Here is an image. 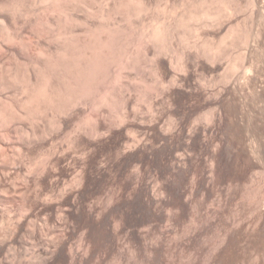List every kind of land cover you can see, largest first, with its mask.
Masks as SVG:
<instances>
[{
    "label": "rangeland",
    "instance_id": "374dc122",
    "mask_svg": "<svg viewBox=\"0 0 264 264\" xmlns=\"http://www.w3.org/2000/svg\"><path fill=\"white\" fill-rule=\"evenodd\" d=\"M117 1L125 5V0ZM144 1H134L137 3L130 9L132 18L128 10L125 12L124 5L121 7L124 11L120 10L122 14L117 24L121 29L111 39L107 38L110 45L111 41L115 43L109 52L96 55L98 61L95 55L92 58L91 54H86L83 58L85 55L80 54L79 58L76 51L67 55L58 48L65 43L72 47L78 40L89 41V35L85 36L87 39L84 37V27H94L95 22L96 25L107 24L106 17L85 21V14L77 8L76 19L68 20L64 14L55 12L54 16L49 14L48 20L52 21L48 23L44 14L37 13L43 17L36 14L34 21L38 18L42 21L37 23L35 31L41 37L40 45L47 48L36 54L38 63L32 65L31 53L25 50L21 59L19 57L22 64L16 66L17 61L9 54L7 57L11 59L7 62L11 60L9 64L13 65L8 66L9 71L5 66V73L0 69V235L5 236L10 227L17 231L20 243L14 251L6 250L11 251L10 255L1 253L10 256V260L6 258L9 262L13 252L22 253L23 262L24 259L27 262L31 255L48 248L57 255L55 262L53 259L47 264H57V256L61 257L60 245L69 242L77 247L80 236L93 241L101 250L108 249L107 258L114 261L120 255L113 247L116 237L112 233V222L118 220L133 231L150 227V237L154 239L161 230L172 228L175 233L168 230L169 236L163 239H169L170 243L162 241L163 245L177 243L175 239L182 242L183 233L185 236L186 232L199 230L193 235L198 241L193 239L188 250L170 251L169 256L174 254V259L189 258L195 251V255L206 254L208 246L220 241L226 229L232 226L231 239L240 247L245 248L243 245L259 239L264 241V216L259 222L256 213L258 209L264 215V0H214V4L213 0L210 3V0ZM31 2L21 1L24 13L30 10ZM109 2L111 4L110 0L101 4L100 0L99 3L106 7ZM230 3L234 9L227 13L225 8ZM138 5L143 12L137 9ZM203 7L214 14L216 21L214 18L212 23L205 22L200 18ZM160 28L164 36L156 40V35L152 34ZM108 54H112L111 57ZM211 163L214 170L210 168ZM146 186L156 196L147 203ZM111 192L118 195V203L111 209L116 211H109L105 218L86 217L83 209L101 201L98 205L104 206ZM177 209L181 211L178 213L182 217L178 216L183 219L182 223L177 222L180 219L175 216ZM170 212L178 219L177 223ZM19 213L25 219L18 218ZM167 219H173L176 225L169 220L166 222ZM32 230L42 246L36 243L34 246V239H30ZM170 237L175 238L172 243ZM190 246H195V250ZM240 247L233 253L227 251L226 255L233 259L244 257L247 253ZM0 259L5 262L2 255ZM44 259L39 260L44 263Z\"/></svg>",
    "mask_w": 264,
    "mask_h": 264
},
{
    "label": "bare ground",
    "instance_id": "6f19581e",
    "mask_svg": "<svg viewBox=\"0 0 264 264\" xmlns=\"http://www.w3.org/2000/svg\"><path fill=\"white\" fill-rule=\"evenodd\" d=\"M21 1L22 0H0V69L1 70H3V73H5L4 72V70L6 69L5 68V66L7 67V69H8V66L10 65L9 63L11 62V60H9L10 62L8 63L7 61V59H9L10 57H7V56H9V54H10V56H12L13 58H14V61H17V64H16V62H15V64H16V66L18 65V64H22V62L20 61V59H21V55L25 52V50H27V51H29L31 54V59H33V62H32V60H31V62L30 63H32V65H36V63H38V61H37V59H38V56H36V54H38V53H41L42 51V49L45 47V46H42V45H40V41H39V39L41 38V37H39L36 33V31H35V29H37L36 28V25H38L39 24V21L41 20H39V18H42L43 16L44 17H46L47 19V21H48V23L49 22H51L52 20L50 19V21L48 20V17H50V15H53V14H56L57 12H60L61 14H64L65 15V17H66V19H73V18H75L74 17V13H76L75 11H77V8H79L80 9V13H83V15L85 14V21L86 20H91L90 18H92V19H96L95 17H100L101 19L103 18L104 19V17H106V19H108L109 21V23H107V24H98V25H96V23L97 22H95V26L94 27H88V25L87 24H85L84 22V20L82 21L85 25H87V27H84V28H86L85 30L83 29V32L86 34H84L83 32L81 33V34H84V37L85 36H87V35H89V38H88V40L89 41H83V40H78V42H73V46L71 47V45L69 46V45H67L66 43L65 44H61V43H59V44H61V46L59 45V44H57V45H59V48H58V50H59V52H61V53H63V54H67L68 55V53L69 52H72L73 51V53H75V51L76 52H78L79 53V58H81V57H83V55H85L83 58H85L86 57V54H91V57L93 56V55H99V53H107V52H109L110 51V48H111V50H112V47H110V46H112V43H113V45H114V43H115V41L113 42V41H111V45H110V43H108L106 40H107V38H109V39H111V36H114L116 33L115 32H117V30H119V29H121V28H119L118 29V26H117V24H118V21H119V19H118V17L122 14V10L124 11V8L123 9H121V7L124 5V4H122L121 2H118L117 0H110L111 1V4H110V2L108 3V5L106 4V7H104L105 6V4H104V6L102 7L101 6V4H102V2L103 1H106V0H101V4L99 3L100 2V0H95L94 2H93V0L92 1H90V0H69V1H67V0H32V2H31V5H29L30 7V10H26L27 12L26 13H24V10L22 9V5H21ZM24 1V0H23ZM122 1H124V0H122ZM134 1H136V0H125L124 2H125V5H124V7H125V12H126V10H128L129 11V14H130V9H132L133 10V6L135 5L134 3H137V2H134ZM144 1V0H143ZM208 1V0H207ZM123 2V3H124ZM139 2H140V0H139ZM139 2H138V4H139ZM142 2V1H141ZM145 2V1H144ZM211 2V0L209 1V3ZM213 2V4H214V0L212 1ZM23 3V2H22ZM106 3V2H105ZM119 3H121L120 5H119ZM204 3H206V2H204ZM209 3H208V5H209ZM98 4H100V6L101 7H98V8H100L99 10H97L96 11V6H99ZM212 4V5H213ZM229 4V3H228ZM227 4V5H228ZM231 4V3H230ZM233 4V3H232ZM232 4L230 5V6H226L227 8H225L226 9V11H227V13H228V11H230V13H231V10H233V9H231V6H232ZM133 5V6H132ZM207 5V4H206ZM205 5V6H206ZM26 6V5H25ZM141 6H143V4L141 5ZM144 6H145V4H144ZM211 6V5H210ZM27 7V6H26ZM136 7V6H135ZM138 8V10H140V11H142L141 9H139L140 8V6L138 5L137 6ZM224 7V6H223ZM24 8V7H23ZM205 8L203 7V10H204ZM209 9V8H208ZM224 9V10H225ZM237 9V8H236ZM121 10V11H120ZM136 10V9H135ZM146 10H147V8H146ZM201 11V10H200ZM235 11V10H234ZM56 12V13H55ZM79 12V11H78ZM121 12V13H120ZM135 12V11H134ZM137 12V11H136ZM143 12V11H142ZM147 12V11H146ZM225 12V11H224ZM37 13H42V14H44L42 17H40L41 15H39V14H37ZM59 13V14H60ZM199 13V12H198ZM226 13V14H227ZM39 15L37 18H38V20L36 19L35 21H34V19H35V17L37 16V15ZM46 14V15H45ZM47 14H48V16H47ZM50 14V15H49ZM59 14H57V15H59ZM77 14V13H76ZM79 14V13H78ZM123 14H125V13H123ZM128 14V13H127ZM138 15H139V13H137ZM142 14V13H141ZM188 14V13H187ZM200 14H201V12H200ZM82 15V16H83ZM191 15V14H190ZM189 15V16H190ZM194 15V14H193ZM192 15V16H193ZM54 16V15H53ZM61 16V15H60ZM63 16V15H62ZM124 16V15H123ZM132 15L130 14V18H132L131 17ZM133 16H134V14H133ZM195 16V15H194ZM197 16V15H196ZM200 16V15H199ZM198 16V17H199ZM64 17V18H65ZM121 17V16H120ZM119 17V18H120ZM126 17V16H125ZM184 17V16H183ZM185 17H186V14H185ZM184 17V18H185ZM216 17H219V16H216ZM54 17H52V19H53ZM61 18H63V17H61ZM79 19H80V17H78ZM176 18V17H175ZM184 18L183 19H181L182 21H184ZM202 20H205V22H210L212 19H214L215 18V16H214V14L210 11V10H204L203 12H202V14H201V17H200ZM23 19L25 20V22L23 23V22H21V20L23 21ZM60 19V18H59ZM76 19V18H75ZM83 19V18H82ZM118 19V20H117ZM179 19V20H180ZM188 19V18H187ZM192 19V18H191ZM194 19H195V17H194ZM193 19V20H194ZM61 20V19H60ZM179 20H177V21H179ZM196 20H199V19H196ZM195 20V21H196ZM42 21V20H41ZM46 21V22H47ZM62 21V20H61ZM105 21H107V20H105ZM171 21V20H170ZM174 21V20H173ZM187 21H189V20H187ZM213 21V20H212ZM212 21H211V23H212ZM214 21H216V18H215V20ZM69 22V21H68ZM75 22V21H74ZM77 22H79V21H77ZM88 22V21H87ZM101 22V21H100ZM38 23V24H37ZM41 23V22H40ZM65 23V22H64ZM67 23V22H66ZM81 23V22H80ZM83 23H81L82 24V26H83ZM102 23V22H101ZM167 23V22H166ZM165 23V24H166ZM171 23H172V21H171ZM183 23V22H182ZM181 23V24H182ZM198 23V22H197ZM44 24H46V23H44ZM69 24V23H68ZM67 24V26H70V25H68ZM94 24V23H93ZM180 24V25H181ZM200 24V23H199ZM213 24H215L214 22H213ZM212 24V25H213ZM28 25H29V27H28ZM169 25V24H168ZM178 25V24H177ZM211 25V24H210ZM27 26V28L25 29V27ZM45 26V25H44ZM47 26V25H46ZM90 26V25H89ZM121 26V25H120ZM172 26V25H171ZM182 26V25H181ZM38 27V26H37ZM173 27V26H172ZM200 27V26H199ZM202 27V26H201ZM62 28H63V26H62ZM164 28H165V26H164ZM176 28H177V26H176ZM203 28V27H202ZM27 29L29 30V31H27ZM64 29V28H63ZM62 29V30H63ZM162 29H163V27H162ZM161 28L158 30V32L156 33L155 32V30H154V33L152 34L153 35V37L156 35V37H155V39L157 40L158 39V36H164L163 35V33H162V30ZM170 29V28H169ZM232 29H234V28H232ZM74 30V29H73ZM82 30V29H81ZM144 31H145V28L143 29ZM156 30V31H157ZM173 30H175V29H173ZM25 31H27V32H25ZM168 30H166V32H167ZM231 31V30H230ZM230 31H229V33H230ZM232 31H234V30H232ZM60 32H62V31H60ZM65 32V31H64ZM68 32V31H67ZM146 32V31H145ZM144 32V33H145ZM172 32V31H171ZM174 32V31H173ZM63 33V32H62ZM66 33V32H65ZM72 33V32H71ZM143 33V34H144ZM147 33H149V32H147ZM168 33V32H167ZM233 33V32H232ZM59 34V33H58ZM74 34V33H73ZM114 34V35H113ZM142 34V35H143ZM155 34V35H154ZM160 34H162V35H160ZM165 34V33H164ZM60 35V34H59ZM58 35V36H59ZM64 34H62L61 36H63ZM76 35H79V34H76ZM119 35V34H118ZM148 35V34H147ZM151 35V36H152ZM232 35H234V34H232ZM57 36V37H58ZM66 36V35H65ZM68 36H69V33H68ZM75 36V35H74ZM73 36V37H74ZM144 36V35H143ZM142 36V37H143ZM167 36V35H166ZM165 36V37H166ZM170 36V35H169ZM169 36H167V37H169ZM43 37H45V36H43ZM79 37V36H78ZM88 37V36H87ZM146 37H148V36H146ZM163 38V40L164 39H167V38ZM70 38V37H69ZM76 38V37H75ZM80 38H81V36H80ZM86 38V37H85ZM116 38H118L117 36H116ZM120 38V37H119ZM143 38H145V37H143ZM150 39H151V37H149ZM162 38V37H161ZM161 38H159L160 39V41H162V39ZM172 38H174V37H172ZM201 37H199V39H200ZM228 38V37H227ZM231 38V37H230ZM48 39V38H47ZM61 38H59V40H60ZM66 39H67V37H66ZM71 39H72V37H71ZM70 39V40H71ZM82 39V38H81ZM87 39V38H86ZM115 39V38H114ZM113 39V40H114ZM142 39V38H141ZM169 39V38H168ZM43 40V39H42ZM65 40V39H64ZM74 40V39H73ZM144 40V39H143ZM142 40V41H143ZM146 40L148 41L149 39L148 38H146ZM146 40H144L143 41V43L146 41ZM230 40V39H229ZM232 40V39H231ZM68 41V40H67ZM76 41V40H75ZM155 41V40H154ZM159 41V40H158ZM165 41V40H164ZM60 42V41H59ZM63 43H64V41H62ZM66 42V41H65ZM71 42V41H70ZM166 42H168V41H166ZM232 42V41H231ZM68 43V42H67ZM76 43V44H75ZM75 44V45H74ZM142 43H141V41H140V45H141ZM144 44H146L147 45V42L146 43H144ZM143 44V45H144ZM232 44V43H231ZM128 45V44H127ZM140 45H138V46H140ZM142 45V46H143ZM197 45V44H196ZM116 46V45H115ZM141 46V47H142ZM117 47V46H116ZM116 47L114 48V49H116ZM148 46H146V47H144V48H147ZM195 47V46H194ZM126 48V47H125ZM143 48V47H142ZM197 48V47H196ZM45 49V48H44ZM47 49V48H46ZM45 49V50H46ZM57 49V48H56ZM129 49V48H128ZM209 49V48H208ZM213 49V48H212ZM126 50V49H125ZM206 50V49H205ZM215 50V49H214ZM41 51V52H40ZM129 51H130V49H129ZM128 51V52H129ZM212 51V50H211ZM114 52V50L112 51V52H110V53H113ZM125 52H127V51H125ZM204 52V51H203ZM214 52V51H213ZM208 53V52H207ZM215 53V52H214ZM72 54V53H71ZM82 56H81V55ZM211 54V53H210ZM28 55V54H27ZM39 55H41V54H39ZM76 55V54H75ZM109 55V54H108ZM111 55L112 54H110L109 55V57H111ZM126 55H128V54H126ZM25 56V55H24ZM63 56V55H62ZM81 56V57H80ZM105 56H106V54H105ZM19 57H20V59H19ZM30 57V56H29ZM66 57V56H65ZM71 57V56H70ZM69 57V58H70ZM99 57V56H98ZM106 57H108V56H106ZM216 57V56H215ZM214 57V58H215ZM40 58V57H39ZM74 58V57H73ZM73 58H72V60H73ZM77 58H78V55H77ZM78 58V59H79ZM82 58V59H83ZM89 58V57H88ZM93 58V57H92ZM100 58V57H99ZM213 58V57H212ZM11 59V58H10ZM78 59H76L75 61H77ZM95 59V58H94ZM103 59V58H102ZM129 59V58H128ZM128 59H127V61H128ZM5 60H6V62H5ZM87 60V59H86ZM92 60V59H91ZM96 60L98 61V59H97V56H96ZM108 60V59H107ZM245 60V59H244ZM40 61V60H39ZM63 61H64V58H63ZM68 61H69V59H68ZM67 61V62H68ZM74 61V62H75ZM81 62L83 61V60H80ZM101 61V60H100ZM125 61H126V59H125ZM50 62V61H49ZM72 62V61H71ZM78 62V61H77ZM85 62V61H84ZM87 62H89V61H87ZM86 62V63H87ZM102 62H104V61H102ZM12 63H14V62H12ZM29 63V64H30ZM34 63V64H33ZM60 63H61V61H60ZM59 63V64H60ZM64 63H65V61H64ZM83 63V62H82ZM81 63V64H82ZM245 63V62H244ZM24 64V63H23ZM50 64V63H49ZM58 64V65H59ZM72 64V63H71ZM75 64V63H74ZM80 64V63H79ZM89 64V63H88ZM92 64H96V62H93ZM97 64L99 65V63L97 62ZM96 64V66H98ZM243 64V63H242ZM11 65H13V64H11ZM11 65L9 66L10 68H11ZM31 65V66H32ZM40 65V64H39ZM57 65V66H58ZM62 65V64H61ZM60 65V66H61ZM73 65V64H72ZM83 65V64H82ZM94 65H93V68H94ZM126 65H127V63H126ZM244 65V64H243ZM19 66V65H18ZM37 66H38V64H37ZM74 66V65H73ZM73 66H71V67H73ZM76 67V69L78 68V65L76 64L75 65ZM85 66H87V65H85ZM95 66V67H96ZM101 65H99V67H100ZM12 67H14V66H12ZM65 67V66H64ZM68 67H70V66H68ZM92 66H90V68H91ZM235 68H236V66H234ZM242 67H244V66H242ZM241 67V69H243ZM3 68H5V69H3ZM15 68V67H14ZM17 68V67H16ZM33 68V67H32ZM234 68V69H235ZM248 68V67H247ZM19 69H21V68H19ZM18 69V70H19ZM80 69V68H79ZM83 67H82V71H83ZM85 69H87V68H85ZM99 69H101V68H99ZM239 69V68H238ZM10 69H8V71H9ZM35 70V69H34ZM93 70H95V69H93ZM92 70V71H93ZM97 70H98V68H97ZM97 70L95 71V72H97ZM37 71V70H36ZM81 71V70H80ZM235 71H237V69L235 70ZM17 72V71H16ZM20 72V71H19ZM35 72V71H34ZM86 72V71H85ZM94 72V71H93ZM36 73V72H35ZM97 73H99V72H97ZM238 73H240V72H238ZM242 73V72H241ZM245 73H246V69H245ZM0 74H2V73H0ZM83 74V73H82ZM17 75V74H16ZM22 75V74H21ZM80 75V74H79ZM244 75V74H243ZM1 76V75H0ZM14 77H16V76H14ZM22 77V76H21ZM83 77V76H82ZM82 77H81V79H82ZM1 78V77H0ZM3 78H5L4 77V75H3ZM244 79H245V77H244ZM243 79V80H244ZM1 80V79H0ZM5 80V79H4ZM17 80V79H16ZM20 80V79H19ZM3 81V80H2ZM8 81V80H7ZM6 81V82H7ZM18 81V80H17ZM241 82V81H240ZM3 83V82H2ZM15 83H17V82H15ZM7 84V83H6ZM162 84H163V82H162ZM19 85V84H18ZM21 85V84H20ZM17 86V85H16ZM159 86V85H158ZM241 86V85H240ZM5 87V86H4ZM160 87V86H159ZM3 88V87H2ZM146 89V88H145ZM158 88H156V90H157ZM1 90V89H0ZM147 90V89H146ZM155 90V89H154ZM155 90V91H156ZM154 91V92H155ZM146 92V91H145ZM217 108V107H216ZM150 109H151V107H150ZM217 110H218V108H217ZM215 112V111H214ZM218 112V111H217ZM220 112V111H219ZM1 113V112H0ZM2 114V113H1ZM212 114V113H211ZM210 114V115H211ZM221 114V113H220ZM213 119H214V117H213ZM207 156V155H206ZM210 158V157H209ZM204 160V159H203ZM202 160V161H203ZM207 161V160H206ZM212 161H213V159H212ZM211 161V162H212ZM47 163V162H46ZM45 163V164H46ZM213 163V162H212ZM212 163H211V165H210V168H211V166H213L212 165ZM215 163V162H214ZM202 164V163H201ZM206 164V163H205ZM48 165V164H47ZM44 166V165H43ZM42 167V166H41ZM45 167V166H44ZM213 167H215V166H213ZM46 168V167H45ZM204 168V167H203ZM209 169V168H208ZM211 169H213V168H211ZM47 170V169H46ZM45 170V171H46ZM214 170V169H213ZM212 170V171H213ZM202 171V170H201ZM211 171V172H212ZM203 172V171H202ZM210 172V173H211ZM200 174V173H199ZM214 174V172H212V174L211 175H213ZM210 175V176H211ZM205 177V176H204ZM193 178H194V176H193ZM208 178V177H207ZM214 178V177H213ZM216 178V177H215ZM76 179V178H75ZM74 179V180H75ZM73 180V179H72ZM77 180V179H76ZM79 180V179H78ZM201 180V179H200ZM204 180V179H203ZM202 180V181H203ZM211 180H212V178H211ZM117 181V180H116ZM138 181V180H137ZM202 181H201V183H202ZM129 182V181H128ZM194 182H195V180H194ZM215 182V181H214ZM73 183H75V181H73ZM79 183H80V180H79ZM112 183V182H111ZM200 183V184H201ZM209 183V182H208ZM69 184H70V182H69ZM107 184V183H106ZM109 184V183H108ZM140 184V183H139ZM146 184V183H145ZM152 184V183H151ZM212 184V183H211ZM67 185V184H66ZM75 185V184H74ZM137 185V184H136ZM141 185V184H140ZM143 185V184H142ZM148 185H150V183H148ZM193 185V184H192ZM196 186H197V183L195 184ZM69 186V185H68ZM76 186H78V185H76ZM144 186V185H143ZM209 186V185H208ZM62 187V186H61ZM60 187V188H61ZM79 187V186H78ZM82 187V186H81ZM128 187V186H127ZM200 187V186H199ZM204 187V186H203ZM210 187H211V185H210ZM213 187V186H212ZM68 188V187H67ZM66 188V189H67ZM74 188H75V186H74ZM126 188V187H125ZM146 189H145V202L147 203V201H148V199H150V198H152V196H154L153 195V193L151 194V192L148 190L149 188L146 186L145 187ZM158 188V187H157ZM194 187H192V189H193ZM79 189V188H78ZM143 189V188H142ZM159 189V188H158ZM192 189H191V192H192ZM203 189V188H202ZM207 189V188H206ZM213 189V188H212ZM65 190V189H64ZM68 190V189H67ZM73 190V189H72ZM71 190V191H72ZM111 190V189H110ZM123 190V189H122ZM124 190H126V189H124ZM123 190V191H124ZM137 190V189H136ZM144 190V189H143ZM156 190V189H155ZM186 190V189H185ZM209 190V189H208ZM62 192V191H61ZM67 192V191H66ZM80 192V191H79ZM82 192V191H81ZM153 192V191H152ZM158 192H160V191H158ZM183 192V191H182ZM206 192V191H205ZM63 193H64V191H63ZM100 193V192H99ZM161 193V192H160ZM72 194V193H71ZM80 194V193H79ZM109 194V193H108ZM117 194V193H116ZM115 193L114 194H112V192H111V195H108V198H106V204L104 205V206H99L98 204L99 203H101V202H99L98 204H96V205H90V206H88V209H83L84 210V212H86L87 213V215H86V217H89V218H91L93 215H96L97 216V218H105L106 217V213H108L109 211L110 212H113L111 209H112V206L114 205V203H118L117 202V196L118 195H116ZM163 194V193H162ZM181 194V193H180ZM190 194H192V193H190ZM44 195V194H43ZM158 195V194H157ZM25 196V195H24ZM23 196V197H24ZM42 196V195H41ZM123 196V195H122ZM194 196V195H193ZM75 197H76V195H75ZM154 197H156V196H154ZM163 197V196H162ZM57 198V197H56ZM61 198V197H60ZM95 198V197H94ZM101 198V197H100ZM105 198V197H104ZM159 198V197H158ZM158 198L156 199L157 201H158ZM188 198H190V197H188ZM251 198H253V197H251ZM250 198V199H251ZM46 199V198H45ZM48 199V198H47ZM153 199V198H152ZM181 199V198H180ZM191 199V198H190ZM254 199V198H253ZM43 200H44V196H43ZM53 200V199H52ZM75 200V199H74ZM79 200V199H78ZM84 200V199H83ZM160 200V199H159ZM252 200V199H251ZM118 201H119V199H118ZM121 201V200H120ZM119 201V202H120ZM191 201V200H190ZM256 201H257V199H256ZM149 202V201H148ZM179 202V201H178ZM252 202H253V200H252ZM60 203V202H59ZM104 203V202H103ZM162 203V202H161ZM258 203V202H257ZM256 203V204H257ZM87 204V203H86ZM94 204V203H93ZM149 204V203H148ZM152 204H154V203H152ZM163 204V203H162ZM169 204V203H168ZM186 204V203H185ZM190 204V203H189ZM192 204V203H191ZM255 204V203H254ZM83 205V204H82ZM157 205H158V203H157ZM172 205V204H171ZM178 205L180 206V204L178 203ZM66 206V205H65ZM119 206V205H118ZM150 206V205H149ZM159 206V205H158ZM175 206H177V205H175ZM179 206H177V208H179ZM183 206V205H182ZM82 207H84V206H82ZM117 207V206H116ZM139 207V206H138ZM147 207V206H146ZM151 207V206H150ZM181 207V206H180ZM194 207H196V205L194 206ZM70 208V207H69ZM87 208V207H86ZM168 208V207H167ZM173 208H175V207H173ZM185 208V207H184ZM183 208V209H184ZM115 209V208H114ZM142 209V208H141ZM150 209V208H149ZM162 209V208H161ZM194 209V208H193ZM25 209H23V211H24ZM61 210V209H60ZM59 210V211H60ZM65 210V209H64ZM80 210V209H79ZM168 210V209H167ZM181 210V209H180ZM185 210V209H184ZM58 211V212H59ZM67 211V210H66ZM81 211V210H80ZM116 211V210H115ZM114 211V212H115ZM143 211V210H142ZM146 211V210H145ZM149 211V210H148ZM161 211V210H160ZM175 211H176V209H175ZM178 211H179V209H177V214L175 213V216H177V217H179L180 218V216L182 217V214L181 213H178ZM193 211H196V210H193ZM10 212V211H9ZM12 212V211H11ZM20 212H21V210H20ZM61 212V211H60ZM83 212V211H82ZM172 212V211H171ZM170 212V215L172 214ZM179 212H181V211H179ZM8 213V212H7ZM22 213H24V212H22ZM29 213V212H28ZM79 213V212H78ZM152 213V212H151ZM187 213V212H186ZM192 213V212H191ZM256 213L258 214V220H259V222H261V220L263 219V214L261 213V212H259V210L258 209H256ZM12 214V213H11ZM14 214V213H13ZM65 214H67V213H65ZM84 214V213H83ZM111 214V213H110ZM109 214V215H110ZM162 214V213H161ZM10 215V214H9ZM20 215H22L21 213H19V217L18 218H20V219H22V218H24L23 216H22V218L20 217ZM114 215V214H113ZM160 215V214H159ZM169 215V214H168ZM167 215V216H168ZM178 215H180V216H178ZM12 216V215H11ZM25 216V215H24ZM78 216V215H77ZM133 216V215H132ZM172 216H173V214H172ZM196 216V215H195ZM9 217V216H8ZM7 217V218H8ZM26 217V216H25ZM44 217H46V216H44ZM43 217V218H44ZM56 217H58L57 215H56ZM60 217V216H59ZM64 217V216H63ZM70 217V216H69ZM84 217H85V215H84ZM158 217V216H157ZM171 217V216H170ZM174 217V216H173ZM5 218V217H4ZM16 219L18 222H19V219ZM42 218V219H43ZM64 218H66V217H64ZM68 218V217H67ZM93 218H94V216H93ZM96 218V219H97ZM114 218V217H113ZM9 219H10V217H9ZM25 219V218H24ZM45 219V218H44ZM48 219H49V217H48ZM47 218H46V220H48ZM51 219V218H50ZM116 219V218H115ZM133 219V218H132ZM150 219V218H149ZM170 219V218H169ZM169 219H167L166 220V222L169 220ZM173 219H175V217L173 218ZM173 219H171V220H169L168 222H171V223H173L174 221H173ZM181 219L182 218H180L179 220L176 218L175 219V223H177V222H181L182 223V221H181ZM191 219H192V217H191ZM5 220V219H4ZM3 220V221H4ZM7 220V219H6ZM6 220H5V222H6ZM11 220H13V219H11ZM93 220V219H92ZM100 220V219H99ZM109 220V219H108ZM107 220V221H108ZM140 220H142V218L140 219ZM176 220H178L177 222H176ZM183 220V219H182ZM207 220V219H206ZM22 221V220H21ZM20 221V222H21ZM50 221V220H49ZM77 221V220H76ZM114 221H116V220H114ZM123 221H125V219L123 220ZM162 221V220H161ZM163 221H165V220H163ZM192 221V220H191ZM9 222V221H8ZM7 222V223H8ZM17 222V223H18ZM45 222V221H44ZM65 222H68V221H65ZM83 222V221H82ZM92 222V221H91ZM135 222V221H134ZM160 222V221H159ZM184 222V221H183ZM193 222V221H192ZM195 222V221H194ZM198 222V221H197ZM4 223V222H3ZM22 223V222H21ZM42 223V222H41ZM72 223V222H71ZM80 223H81V221H80ZM85 223V222H84ZM101 223V222H100ZM112 223H114L113 224V226H112V233H113V235L116 237V242L114 243L113 241V243H114V246L113 247H115V248H117L115 251H118L117 253H119V257L115 260L114 259V261H111L110 259H108L107 258V256H108V253L110 252L108 249V251L106 250V251H104V249L102 248V250H101V248L99 249V247L98 246H95V244H93L94 242L92 241H86V239L87 238H85L84 236L81 238V236H80V244L76 247V246H73L72 244H70L69 242L68 243H66V242H63L61 245H60V249H61V257L59 256H57V264H264V241L263 240H261V239H259V240H257V241H255V242H253V243H248L246 246L245 245H243L245 248H243L242 246V248L244 249V253H245V251H246V255L244 256V254H243V256L244 257H239L240 259H236L235 258V254H234V258L235 259H233V257H229L228 255H226V253H227V251H228V253H229V251H232V253H233V251L235 250L236 251V249L238 248V247H240V245H238V244H236V243H234L233 241H232V239H231V236H232V233H234L233 231H234V228H233V226L231 227V228H228V229H226V234H224V237H222L221 238V240L220 241H215V243L213 242V243H211L210 244V246H208V248H207V252H205L206 254H204L202 251V253L204 254V255H199V251L201 250V249H199V251L197 250V252H199L198 253V255H195L196 254V251H195V254L193 253L192 255L193 256H191V257H189V258H185L184 257V259H181V258H178V259H174L173 258V256H174V254H173V256L172 257H170L169 255H170V251H171V253H173L174 252V250L173 249H179V251H183V249L186 251V250H188V246L190 245V244H193V242H192V240L193 239H196L195 237L193 238V235L195 236V234L199 231H195L194 232V229H193V231H191V232H186V233H188V235H183L182 234V239L181 238H179V239H181V240H183V238H184V241H180L179 242V240L178 239H175V238H172L173 240H171V237H170V240H171V243H172V241H174V239L175 240H177L176 242L177 243H172V244H167L166 243V245H163L165 242H168L169 241V239H168V241H164L165 240V237L167 236H169V232H170V230L172 229V228H170L168 225H169V223H168V225H167V227H169V229L168 228H166L165 229V231L164 230H159L160 232L157 234V236L158 237H155V239L152 237H150V234H152V231H151V229H150V227L148 228V227H145V226H143V228H140V229H137L136 230V228H135V231H133V230H130V229H128L127 228V225L126 224H124V222H122V221H117V222H112ZM142 223V222H141ZM144 223V222H143ZM147 223H148V221H147ZM152 223V222H151ZM154 223V222H153ZM175 223H173V224H175ZM6 224V223H5ZM8 224H11V223H8ZM50 224V223H49ZM62 224V223H61ZM64 224V223H63ZM70 224V223H69ZM83 223H81V225H82ZM155 224V223H154ZM159 224V223H158ZM179 224L180 223H178V227H179ZM205 224V223H204ZM208 224V223H207ZM18 225V224H17ZM16 225V226H17ZM20 225V224H19ZM31 225V224H30ZM88 225V224H87ZM141 225V224H140ZM144 225V224H143ZM160 225V224H159ZM161 225H162V223H161ZM164 225V224H163ZM162 225V226H163ZM176 225V224H175ZM191 225V224H190ZM189 225V226H190ZM194 225V224H193ZM192 225V226H193ZM200 225H201V223H200ZM11 226V225H10ZM21 226V225H20ZM19 226V227H20ZM44 226V225H43ZM135 226V225H134ZM156 226H158V225H156ZM170 226H171V224H170ZM173 226V225H172ZM184 226V225H183ZM188 226V227H189ZM191 226V227H192ZM196 226V225H195ZM250 226V225H249ZM248 226V227H249ZM59 227H62V226H59ZM99 227V226H98ZM151 227H152V225H151ZM166 227V226H165ZM174 227V226H173ZM177 227V226H176ZM198 227V226H197ZM252 227V226H251ZM15 228H17V227H15ZM15 228H12V229H15ZM23 228V227H22ZM31 228H32V226H31ZM30 228V229H31ZM48 228H49V225H48ZM57 228H58V226H57ZM73 228H74V226H73ZM88 228V227H87ZM161 228V227H160ZM164 228V227H163ZM185 228V227H184ZM198 228H201V227H198ZM210 228V227H209ZM208 228V229H209ZM45 229V228H44ZM47 229V228H46ZM61 229V228H60ZM64 229V227L62 228V230ZM66 229V228H65ZM80 229V228H79ZM83 229V228H82ZM162 229V228H161ZM178 229V228H177ZM177 229H176V231H177ZM187 229V228H186ZM16 230V229H15ZM35 230V229H34ZM34 230H32L31 232H32V236H31V238L30 239H34V241H33V244H34V246H36L35 245V243L36 244H38L37 246L39 247L42 243H41V241H40V238L38 239L37 237H38V235H37V237H36V233H35V231ZM38 230V229H37ZM50 230V229H49ZM85 230V229H84ZM90 230V229H89ZM96 230V229H95ZM168 230H169V232H168ZM184 230V229H183ZM188 230V229H187ZM196 230V229H195ZM200 230H203L202 228L200 229ZM41 231V230H40ZM45 231V230H44ZM51 231V230H50ZM50 231H48V232H50ZM54 231V230H53ZM56 231V230H55ZM66 231V230H65ZM99 231V230H98ZM108 231V230H107ZM150 231H151V233H150ZM156 231V230H155ZM249 231V230H248ZM254 231V230H253ZM264 231V230H263ZM6 232H7V230H6ZM22 232V231H21ZM24 232V231H23ZM60 232V231H59ZM75 232V231H74ZM93 232V231H92ZM171 232H173V230H171ZM170 232V233H171ZM192 232H193V234H192ZM210 232V231H209ZM260 232V231H259ZM28 233V232H27ZM57 233V232H56ZM66 233V232H65ZM173 233H175V231L173 232ZM172 233V237H174L173 234ZM177 234H178V232H176ZM190 233V234H189ZM195 233V234H194ZM199 233V232H198ZM54 234V233H53ZM84 234V233H83ZM83 234H80V235H83ZM109 234V233H108ZM155 234V233H154ZM17 231H14V230H10V227H9V230H8V232H7V234L5 233V236H1L0 237V254L1 253H5V254H7V252L9 251V249L10 250H15V246H17V243H19V240H18V242H17ZM48 235V234H47ZM78 235V234H77ZM85 235H86V233H85ZM50 236V235H49ZM54 236H55V234H54ZM53 236V237H54ZM58 236H60V235H58ZM97 236V235H96ZM111 236V235H110ZM152 236V235H151ZM153 236H155V235H153ZM171 236V235H170ZM178 235H176V237H177ZM180 236V235H179ZM184 236V237H183ZM45 237H46V235H45ZM48 237V236H47ZM61 237V236H60ZM59 237V238H60ZM74 237V236H73ZM113 237V236H112ZM196 237H198V235L196 236ZM221 237V236H220ZM264 237V236H263ZM263 237H261V238H263ZM63 238V237H62ZM66 238H67V236H66ZM100 238V237H99ZM110 238V237H109ZM259 238V237H258ZM21 239H22V237H21ZM44 239V238H43ZM42 239V240H43ZM51 239H52V237H51ZM54 239V238H53ZM58 239V238H57ZM65 238H63V240H64ZM79 239V238H78ZM77 239V240H78ZM94 239V238H93ZM105 239V238H104ZM164 239V240H163ZM167 239V238H166ZM186 239V240H185ZM220 239V238H219ZM257 239V238H256ZM47 240V239H46ZM66 240V239H65ZM89 240H90V238H89ZM100 240V239H99ZM162 241H164V243L162 242ZM196 241H198L197 239H196ZM254 241V240H253ZM45 242V241H44ZM47 242V241H46ZM72 242V241H71ZM76 242V241H75ZM105 242V241H104ZM204 242V241H203ZM203 242H201L202 244H203ZM217 242V243H216ZM23 243V242H22ZM49 243V242H48ZM169 243H170V241H169ZM198 243L199 242H197V246H198ZM51 244V243H50ZM77 243H75V245H76ZM97 244V243H96ZM107 244V243H106ZM201 244V245H202ZM205 244V243H204ZM209 244V243H208ZM19 245H20V243L18 244V248H19ZM43 245V244H42ZM41 245V246H42ZM55 245V244H54ZM98 245V244H97ZM101 245V244H100ZM105 245V244H104ZM109 245H111V244H109ZM163 245V246H162ZM195 245H196V242H195ZM33 246V245H32ZM33 246V247H34ZM165 246H167V248L165 247ZM193 246V245H192ZM196 246V247H197ZM37 247V248H38ZM45 247V246H44ZM46 247H48V246H46ZM53 247V246H52ZM112 247V246H111ZM191 247V246H190ZM199 247H201V246H199ZM202 247H204V245H202ZM201 247V248H202ZM240 247V248H241ZM57 248V247H56ZM107 248V247H106ZM185 248H187V249H185ZM193 247H191L190 249H192ZM194 248H195V246H194ZM193 248V249H194ZM205 248V247H204ZM39 249V248H38ZM38 249H35L36 250V252H37V250ZM41 249V248H40ZM112 249V251H113V248H111ZM169 251H168V250ZM192 249V250H193ZM196 249H198V248H196ZM203 249V248H202ZM206 249V248H205ZM6 250H8V251H6ZM17 251H18V249H16ZM195 250V249H194ZM20 251V250H19ZM165 251H168L169 253H168V255H165ZM173 251V252H172ZM177 251V250H176ZM38 252H39V250H38ZM59 252H60V250H59ZM3 253V254H4ZM9 253V252H8ZM10 253H11V251H10ZM10 253H9V255H10ZM16 253V252H15ZM14 252H13V256H11L12 257V259H11V262H12V264H40V263H42V262H40V258L42 257L43 259L45 258V257H48V258H45L44 260H43V262L44 263H42V264H47V262H49L50 263V261L52 262V260L55 262V257H56V255L57 254H55L56 252L55 251H52L51 252V250H49L48 248H42V250L37 254V255H31V256H33L32 258H28L29 260L26 262V259H24L25 261L23 262V260H22V258H21V256L19 255V253H17V254H15ZM112 253H114V254H117V253H115V252H112ZM201 253V254H202ZM227 253V254H228ZM3 254H1L2 255V257H5V262H6V260H7V262L5 263L4 261H2L1 259H0V264H9V263H11V262H9L8 261V259L10 260V256H9V258L7 257V256H4ZM36 254V253H35ZM110 254V253H109ZM167 254V253H166ZM191 254V253H190ZM1 255H0V257H1ZM12 255V254H11ZM118 255V254H117ZM230 256H231V254H229ZM43 256H45V257H43ZM112 256H113V254H112ZM115 256V255H114ZM240 256V255H239ZM242 256V255H241ZM25 257V256H24ZM111 257V256H110ZM6 258H8V259H6ZM115 258V257H114ZM237 258H238V255H237ZM110 260V261H109ZM113 260V259H112ZM9 262V263H8ZM26 262V263H25ZM56 264V263H55Z\"/></svg>",
    "mask_w": 264,
    "mask_h": 264
}]
</instances>
